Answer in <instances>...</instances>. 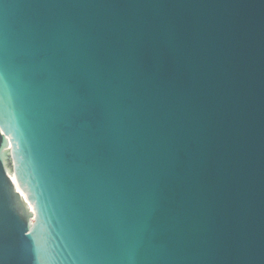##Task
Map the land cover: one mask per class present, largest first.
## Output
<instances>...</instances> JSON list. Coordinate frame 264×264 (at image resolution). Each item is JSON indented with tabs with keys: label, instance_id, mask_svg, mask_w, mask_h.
<instances>
[{
	"label": "water",
	"instance_id": "1",
	"mask_svg": "<svg viewBox=\"0 0 264 264\" xmlns=\"http://www.w3.org/2000/svg\"><path fill=\"white\" fill-rule=\"evenodd\" d=\"M0 264H264V0H0Z\"/></svg>",
	"mask_w": 264,
	"mask_h": 264
}]
</instances>
